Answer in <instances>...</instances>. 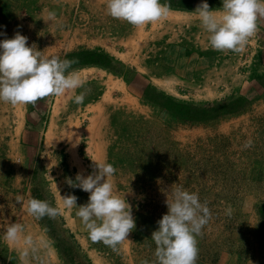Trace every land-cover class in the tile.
Masks as SVG:
<instances>
[{
  "label": "rangeland",
  "instance_id": "obj_1",
  "mask_svg": "<svg viewBox=\"0 0 264 264\" xmlns=\"http://www.w3.org/2000/svg\"><path fill=\"white\" fill-rule=\"evenodd\" d=\"M194 10L133 25L107 15L105 0H0V39L19 32L44 55L79 60L95 51L108 66L67 69L103 74L81 76L62 104L57 95L28 105L0 101V264H154L151 233L176 184L210 210L195 264H264V17L241 50H217ZM80 93L75 103L70 96ZM92 160L114 166L118 194L132 190L125 199L135 226L115 246L91 240L77 209L60 203L59 194L87 202L89 193L68 181L93 173ZM18 194L61 210L36 219ZM14 222L34 238L24 258L3 238Z\"/></svg>",
  "mask_w": 264,
  "mask_h": 264
},
{
  "label": "clouds",
  "instance_id": "obj_2",
  "mask_svg": "<svg viewBox=\"0 0 264 264\" xmlns=\"http://www.w3.org/2000/svg\"><path fill=\"white\" fill-rule=\"evenodd\" d=\"M105 12L113 18L138 25L166 17L169 6L160 0H105ZM191 13L208 34V44L212 48L239 51L256 32L257 18L264 17V0H222L221 7L213 10L209 9L206 0H201ZM47 19L53 22V26L59 24L54 11H47ZM27 39L19 32L12 38L0 39V101L12 105L35 104L43 97L74 93L82 86L78 72L67 71L75 60L44 55L35 45H27ZM70 98L75 103H82L84 94ZM31 115L36 117L37 113ZM93 162V173L86 176L77 173L75 181L78 183L68 181L73 187L89 193L87 202L77 206L76 196L59 194L60 203L64 208L77 209L76 215L91 240L115 246L127 240L128 233L135 226L132 206L125 199V193L132 190L128 184L127 192L118 194L110 179L116 171L114 166L106 160ZM166 193L167 212L156 222L158 228L151 233L156 245L154 264H195L198 253L196 236L207 224L210 210L200 201L197 192H189L182 185H171ZM16 201L21 202L26 213L36 219L55 217L61 210L46 200L25 199L23 194H18ZM228 212L230 214V209ZM3 238L21 246V258L28 255L29 247L34 243L33 236L25 234L19 222L7 224Z\"/></svg>",
  "mask_w": 264,
  "mask_h": 264
},
{
  "label": "trees",
  "instance_id": "obj_3",
  "mask_svg": "<svg viewBox=\"0 0 264 264\" xmlns=\"http://www.w3.org/2000/svg\"><path fill=\"white\" fill-rule=\"evenodd\" d=\"M195 0H160L162 4L167 3L169 6V9H176V10H190L194 8V5H199L195 4ZM81 55V54H79ZM78 54L72 53L67 55L65 58L69 60H75V63H73L70 66V69H72L76 65H84V66H96V67H103V68H108L105 62H103V58H106L107 56L101 54V56L96 54L95 51H86L85 54L83 55L82 59H76ZM86 57V58H84Z\"/></svg>",
  "mask_w": 264,
  "mask_h": 264
},
{
  "label": "bare ground",
  "instance_id": "obj_4",
  "mask_svg": "<svg viewBox=\"0 0 264 264\" xmlns=\"http://www.w3.org/2000/svg\"><path fill=\"white\" fill-rule=\"evenodd\" d=\"M184 14L185 13L182 12V11H171V10H169V12H168V14H167L166 17H168V18H177V17H180V16H182ZM93 73H97L98 75L103 74V72L100 69H98V68H88V69H84V70H81V72L78 73V74H79V76L81 78V76H84L85 77V76H89V75H91ZM167 83H168L167 81H162V82H159L158 84L161 87L163 86V88H165L166 90H169L170 91L171 90L170 89L171 88L170 87L171 85H170V83H168V84ZM122 85H123L122 83H120L119 85L118 84L116 85L115 83H113V81L110 78H108V86H110L111 88L120 89V88H122ZM70 94H71L70 92H66L63 95H59V96H57L56 101L59 102V103H61V102L65 101ZM95 264H101V262L99 260H95Z\"/></svg>",
  "mask_w": 264,
  "mask_h": 264
},
{
  "label": "crops",
  "instance_id": "obj_5",
  "mask_svg": "<svg viewBox=\"0 0 264 264\" xmlns=\"http://www.w3.org/2000/svg\"><path fill=\"white\" fill-rule=\"evenodd\" d=\"M196 1H197L198 4H200V2H201V0H196ZM206 2H207L208 5H209V9H210V10H213V9H218V8L221 7L222 0H206ZM196 7H197V5H194V8H193V9H195ZM188 21H189V20H188ZM186 22H187V21H184L183 24H186ZM194 24H195V23H192L191 25L194 26ZM187 25H189V24H187ZM187 25H186V26H187ZM261 35H262L261 38L264 39V35H263V33H262ZM135 80L137 81L138 79H135ZM124 83H125V82H124ZM137 83L139 84L138 81H137ZM125 85H126V88H127V86L131 88V85H132L133 90H135L134 88L137 89V85H136L134 82H130L129 84H128V83H127V84L125 83ZM141 90H142V89H141ZM141 90H136V91L142 93Z\"/></svg>",
  "mask_w": 264,
  "mask_h": 264
}]
</instances>
